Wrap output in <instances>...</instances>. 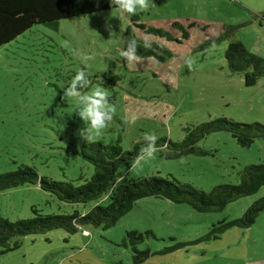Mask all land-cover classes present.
I'll use <instances>...</instances> for the list:
<instances>
[{"label":"rangeland","instance_id":"obj_1","mask_svg":"<svg viewBox=\"0 0 264 264\" xmlns=\"http://www.w3.org/2000/svg\"><path fill=\"white\" fill-rule=\"evenodd\" d=\"M149 5L135 14L113 8L65 18L57 29L36 24L0 47V172L30 165L40 176L76 184L93 175V164L79 153L91 142L82 138L87 125L76 114V102L62 98L84 67L81 55L93 57L88 61L90 87L105 88L116 107L112 121L92 141L121 140L129 150L146 133H155L157 140L181 141L186 128L215 117L264 124V76L249 87L244 73L230 71L228 40L201 46L233 25L236 38L264 57V0H149ZM135 15L137 22L161 28L171 39L136 27ZM176 22L190 33L180 42ZM191 22L196 25L189 28ZM129 27L135 40L158 42L169 54L164 60L137 54L125 60L120 53ZM118 76L116 83L104 84ZM133 117L134 123L123 122ZM198 145L209 153L169 158L167 146H157L155 158L142 167L123 164L116 185L130 178L172 175L209 191L218 184L238 183L244 166L264 163V138L244 147L230 132L219 131ZM263 195L264 186L209 213L167 198L145 197L110 228L85 224L75 233L60 228L14 237L20 247L1 254L0 264H134L132 248L122 243L128 230L154 233L137 245L154 253L140 264H264V211L249 228L233 227L218 239L155 253L203 237L220 220L241 217ZM95 204L67 203L32 183L0 192V212L12 220L32 217L33 207L44 214H71Z\"/></svg>","mask_w":264,"mask_h":264},{"label":"trees","instance_id":"obj_2","mask_svg":"<svg viewBox=\"0 0 264 264\" xmlns=\"http://www.w3.org/2000/svg\"><path fill=\"white\" fill-rule=\"evenodd\" d=\"M117 8L109 0H0V47L15 40L18 36L36 24H43L57 29L60 21L65 18L86 15L89 13ZM138 15L133 17V24L144 32L171 36L161 28L137 22ZM175 26L182 30V41L189 37L188 28L179 22ZM196 22L189 23V28ZM236 27L226 26L219 36L203 43L202 47L212 46L221 40H228L225 58L230 71L244 73L246 86H255L264 76V57L247 48L235 35ZM134 33L129 27L123 34L124 50L127 41L134 39ZM137 42L136 53L139 56H154L164 60L168 50L158 42H152L148 47ZM89 79L91 76L88 72ZM120 77L106 79L116 83ZM228 131L244 147H250L256 139L264 138V124L260 122L246 123L229 117H215L208 121L186 128V135L181 141L163 138L156 141L157 146H167V157L181 158L189 154H208V150L200 147L199 142L208 135ZM118 140L115 144H104L101 141H91L81 147L79 153L94 166V173L85 182L76 184L70 180H56L48 176H40L37 169L30 165H21L15 170L0 172V192L24 184H39L40 187L56 195L67 203H89L96 201L88 211L76 210L68 213L44 214L37 207H33L34 215L29 218L12 220L0 212V255L20 247V241L12 242L14 237L41 233L53 229H65L70 233L78 231L85 224L110 228L135 206L139 199L145 197L167 198L175 203H186L193 209L209 213L222 211L228 204L237 199L257 192L264 186V163H253L243 167L240 171V181L222 183L209 191L194 186L192 183L182 182L168 176H145L130 178L123 183L117 182L120 167L130 163L137 157L140 148L146 141L136 142L129 150H125ZM111 193V194H109ZM108 197L107 200H103ZM102 200V201H100ZM264 211V195L255 200L238 218L223 219L214 223L209 232L201 238L186 243L178 242L173 246L155 252L165 254L173 252L188 244H197L220 238V235L233 227L249 228L256 223L260 213ZM154 235L150 230H128L122 243L130 245L133 250V263H143L152 254L150 249L140 250L137 245L148 235Z\"/></svg>","mask_w":264,"mask_h":264},{"label":"clouds","instance_id":"obj_3","mask_svg":"<svg viewBox=\"0 0 264 264\" xmlns=\"http://www.w3.org/2000/svg\"><path fill=\"white\" fill-rule=\"evenodd\" d=\"M111 5H114L123 13L135 14L137 10H147L149 8V0H109ZM127 50L122 51L120 55L127 61L135 59L137 42L135 39H130L127 42ZM149 45L145 44V47ZM81 62L84 67L77 70L72 77L70 84L63 90L62 98H71L76 102V114L87 125L82 138L92 141L94 135H99L102 130L107 128L116 114V107L110 102L108 91L100 86L91 88V81L88 75L90 67L88 61L93 59L90 55H81ZM82 89H90L81 91ZM125 124L134 123L135 117L131 121L124 120ZM144 141L147 143L140 148L139 153L132 163V168H139L143 163L155 158L158 148L156 141L158 139L155 133H146ZM119 183V181H118ZM111 194V193H109Z\"/></svg>","mask_w":264,"mask_h":264},{"label":"crops","instance_id":"obj_4","mask_svg":"<svg viewBox=\"0 0 264 264\" xmlns=\"http://www.w3.org/2000/svg\"><path fill=\"white\" fill-rule=\"evenodd\" d=\"M243 229H246V228H243Z\"/></svg>","mask_w":264,"mask_h":264}]
</instances>
